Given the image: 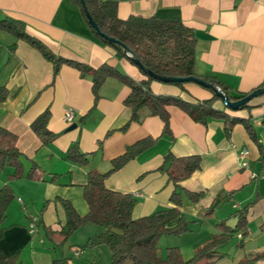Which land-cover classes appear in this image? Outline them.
Instances as JSON below:
<instances>
[{
	"label": "crops",
	"instance_id": "obj_1",
	"mask_svg": "<svg viewBox=\"0 0 264 264\" xmlns=\"http://www.w3.org/2000/svg\"><path fill=\"white\" fill-rule=\"evenodd\" d=\"M117 1L123 19L132 15L177 18L191 27L197 39L199 76L217 78L231 94H250L264 88V0ZM6 17L23 22L28 34L57 55L92 67L108 63L138 81L147 78L131 57L119 58L95 35L82 8L73 0H0V20ZM2 86L9 95L0 101V126L18 135L25 169L36 162L46 174H57L58 180L51 182L49 176L46 180L14 179L10 177L12 168H0V189L8 185L15 194L3 223L1 253L19 252L21 264H112L107 245H88L101 227L87 224L75 230L79 238L75 232L72 237L66 235L67 214L60 200L71 201L80 214H85L88 205L83 185L88 172L110 170L114 158L151 136L157 142L109 175L105 184L109 189L133 194L137 199L133 216L143 217L174 206L170 197L176 185L167 172L159 170L165 154L201 156V168L181 182V210L191 228L187 243H179L175 236H162L161 254L165 255L168 247L178 246L185 259H190L198 246L219 232V222L225 220L235 227L242 211L247 217L246 234L239 232L219 247L223 257L218 264H236L259 255L252 264H264V93L243 110L227 108L220 97L214 103L231 115L249 119L259 143L241 123L228 135L224 121L209 118L206 124L201 123L176 105L169 106L171 136L163 132L162 119L147 107L140 109L138 120L130 121L132 110L124 104L130 88L118 79L108 78L95 101L90 77H83L68 64L54 76L53 64L37 48L0 31ZM151 89L155 94L180 96L192 103L214 94L194 82L180 85L159 79L152 81ZM68 108L75 110L72 123L65 120ZM47 109L51 113L48 128L57 137L42 146L31 124ZM74 124L77 126L70 129ZM75 142L89 154L88 165L65 158ZM245 148L250 154L244 168L239 153ZM187 191L203 195L194 202ZM216 201L214 212L208 214ZM34 218L36 226L31 229Z\"/></svg>",
	"mask_w": 264,
	"mask_h": 264
},
{
	"label": "trees",
	"instance_id": "obj_2",
	"mask_svg": "<svg viewBox=\"0 0 264 264\" xmlns=\"http://www.w3.org/2000/svg\"><path fill=\"white\" fill-rule=\"evenodd\" d=\"M73 2L82 8L87 18L81 1L73 0ZM85 3L98 27L95 29L91 26L93 32L105 44L112 47L119 58L130 57L132 53L144 66L156 74L180 78L202 77L217 87L223 88L231 101L248 95L246 93L231 94L228 86L217 78L197 74V39L194 30L183 20L136 15L123 19L118 14L117 0H85ZM0 31L16 39H23L37 48L53 64L54 76H57L64 64H68L78 69L83 77H90L95 101L99 100L100 89L108 78H116L129 86L130 92L124 99V104L132 110L130 121L138 120L140 109L147 107L153 115L160 117L164 122L163 132L172 136L169 106L176 105L198 122L206 124L209 118L224 121L228 135L236 124L241 123L251 138L259 143L249 119L231 115L225 108H218L214 105L219 99L215 93L212 98L196 103L186 101L180 96L155 94L151 89V83L155 80L153 76L147 74L146 79L138 81L108 63L92 67L77 60L64 58L53 53L40 40L28 34L25 25L19 20L9 17L1 19ZM109 37L118 40L119 43L109 40ZM15 45V43L11 45V48ZM174 83L184 84L183 82ZM8 95V89L0 87V101H4ZM249 103L250 101L237 110L249 108ZM50 117V110L47 109L31 124L42 146L50 144L57 137V133L48 128ZM18 139L14 131L0 126V168H12L10 177L14 179L26 177L31 180H46L49 176V181L57 182V174H46L36 162H32L29 170L25 169V158L18 146ZM156 142L157 138L151 136L143 138L130 145L124 154L114 158L110 170L101 172L91 169L88 172L87 182L83 185V197L88 205V211L85 214H80L71 201L60 200L67 214V235L87 224L101 227L102 231L92 238L88 245H107L112 254V264H218L223 257L219 247L239 232L246 234L247 217L242 211L238 214L235 227L230 226L225 220L219 222L217 224L219 232L198 246L190 259H185L178 246L168 247L165 255L161 254L159 247V240L162 236H181L191 230L190 222L184 218L181 210L183 206L181 182L201 168L200 155L176 156L170 151L165 154L159 170L167 172L169 179L176 185L170 197L174 206L143 217L133 216L137 203L133 194L112 190L106 186L105 180L109 175L121 169ZM260 149L262 151V146ZM65 158L81 166L89 164V154L83 152L76 142L68 148ZM187 195L192 201L197 202L203 193L187 191ZM14 198L15 194L8 185L0 189V239L3 236V223L7 209ZM217 205L218 201L208 209V214H212ZM178 218H181L180 222L172 225ZM255 259H244L236 264H252ZM0 264H21L20 253L5 255L0 252Z\"/></svg>",
	"mask_w": 264,
	"mask_h": 264
},
{
	"label": "water",
	"instance_id": "obj_3",
	"mask_svg": "<svg viewBox=\"0 0 264 264\" xmlns=\"http://www.w3.org/2000/svg\"><path fill=\"white\" fill-rule=\"evenodd\" d=\"M80 1L83 5L84 11L86 12L87 19H88L90 25L92 27H94L95 29H98L96 22L93 20L90 12L86 6L85 0H80ZM102 35L105 36L104 34H102ZM109 40L116 42V43H119L118 40L111 38V37H109ZM130 57L135 62V64L139 65L147 74L153 76L155 79L163 80L166 82H184V83L194 82V83H197L199 85H202L204 87L211 89L215 94H217L223 100V102L225 103V105L227 107H229L233 110H237L243 104L251 101L256 96L264 93V88H260V89L254 90L253 92H251L250 94H248L244 98H241V99L236 100V101H231L228 94L226 93V91L224 89L217 87L214 83L209 82L202 77L192 76V77L180 78V77H173V76L156 74L153 71L149 70L146 66H144L143 63L132 53H130ZM76 126L77 125L74 124L70 127V129H73Z\"/></svg>",
	"mask_w": 264,
	"mask_h": 264
},
{
	"label": "built area",
	"instance_id": "obj_4",
	"mask_svg": "<svg viewBox=\"0 0 264 264\" xmlns=\"http://www.w3.org/2000/svg\"><path fill=\"white\" fill-rule=\"evenodd\" d=\"M75 119V110L72 108H68L65 112V120L67 122L72 123ZM250 154L249 149L245 148L243 150H241V152L239 153V157L241 159V166L242 167H248V156ZM36 222H37V218H34L31 224V229H34L36 226ZM81 253V252H80Z\"/></svg>",
	"mask_w": 264,
	"mask_h": 264
},
{
	"label": "rangeland",
	"instance_id": "obj_5",
	"mask_svg": "<svg viewBox=\"0 0 264 264\" xmlns=\"http://www.w3.org/2000/svg\"><path fill=\"white\" fill-rule=\"evenodd\" d=\"M67 231H68V228L66 229V235H67ZM75 233H73V234H75V236H77V238H79V236H80V233H77L76 231H74ZM65 236V235H64ZM72 236H74V235H72V234H69V237H72ZM166 236V235H165ZM173 238H175V240H177L179 243H187V233H184V234H182L181 236H175V237H173ZM166 252V251H165Z\"/></svg>",
	"mask_w": 264,
	"mask_h": 264
}]
</instances>
